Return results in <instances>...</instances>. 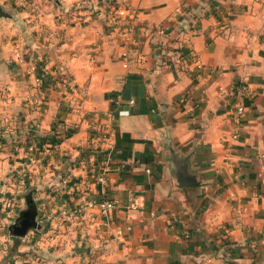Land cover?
I'll return each mask as SVG.
<instances>
[{"label":"crops","instance_id":"obj_1","mask_svg":"<svg viewBox=\"0 0 264 264\" xmlns=\"http://www.w3.org/2000/svg\"><path fill=\"white\" fill-rule=\"evenodd\" d=\"M50 4L31 17L28 57L0 32V201L14 198L21 214L29 190L42 226L6 247L1 239L0 261L9 252L10 264H264V0ZM112 9L136 14L127 45L118 25L128 17L117 24ZM44 68L71 89L41 92ZM242 83L251 94L232 143ZM113 110L129 114L104 141L96 130ZM174 156L201 185L178 184ZM87 200L117 211L102 216Z\"/></svg>","mask_w":264,"mask_h":264},{"label":"built area","instance_id":"obj_2","mask_svg":"<svg viewBox=\"0 0 264 264\" xmlns=\"http://www.w3.org/2000/svg\"><path fill=\"white\" fill-rule=\"evenodd\" d=\"M122 17H128V22L126 21L120 23ZM110 19L115 21L118 25L119 37L123 41L125 45L131 40V36L134 32V21L136 19L135 12H129L127 9H112L110 13ZM126 57V56H125ZM197 71L200 74H204L206 72V68L202 65L199 61L197 62ZM35 85L40 89L41 92L49 88L54 82L58 83L62 89L69 90L71 89L70 83L64 79V75L60 69L56 68H44L42 69L39 74H37L34 78ZM237 95L239 100L232 103L229 108V113L231 116L232 121V131L228 137V140L232 143H237L240 141L241 132L243 128L244 117L247 113V107L245 105V98L249 97L251 94V89L248 84L242 83L238 86ZM43 94V93H42ZM44 95V94H43ZM129 114L128 111H110L106 115L107 123L104 127H100L99 130L97 129L98 136L102 140H107L109 135L112 133V126L111 123L115 119L116 116H124ZM68 132V130H65ZM58 143H55L53 147L56 149L58 147ZM33 147L28 148L31 152L33 151ZM96 172V180L99 183H105L106 181V170H102L99 173ZM6 208L9 209L10 212L14 209V203L12 200H8L5 204ZM86 208H98L99 214L102 216H106L111 212L117 211V205L112 200H102V201H95V200H87L85 204ZM83 210L81 209L80 212ZM66 216L67 213L63 212Z\"/></svg>","mask_w":264,"mask_h":264},{"label":"rangeland","instance_id":"obj_3","mask_svg":"<svg viewBox=\"0 0 264 264\" xmlns=\"http://www.w3.org/2000/svg\"><path fill=\"white\" fill-rule=\"evenodd\" d=\"M51 1L52 0H5V4H2V0H0V5L4 6L6 11H8L12 15V17H15V14L16 15L25 14L24 20H25L26 26L22 25V23H16V22L9 21L12 18L0 19L1 20L0 22H2V20H3V22L0 25V32L3 36L5 35L10 39L9 42H13V46H12L13 50L11 49L12 52L14 50L15 51L16 50H22L25 54L24 57H28L30 55V52L28 51L29 49L27 48V44H32V41L34 40V38L37 37V34L33 28L35 26V23H34L35 21L31 17L34 16V14L38 10V8H40V10H44L46 8L47 4L48 3L50 4ZM46 10H47V8H46ZM28 40L30 43H27ZM23 43H24V45H23ZM54 85L60 86L56 82H54L53 86ZM56 86H54V87H56ZM56 88L58 89V87H56ZM65 133L69 134V132H65ZM55 143H58V145H59L56 149L53 147V145ZM59 147H60V140L58 139L50 145V151L49 152L55 153L59 150ZM33 151H34V149H33ZM33 151L30 152L28 150V154H32ZM27 193H28L27 195H31V197L35 201L32 192H30L28 190ZM26 198H27V196H26ZM26 198H25V200H26ZM8 200H12L14 203V209L12 212H10L9 209H7L5 206V204ZM35 203H36V201H35ZM26 209H27V203L25 202L23 210H26ZM37 211H38V204H37ZM18 212H19V210L17 207H15L14 198H8L4 201H0V240L3 239V241H4V244L2 242H0V244L2 243V246L4 245V247H6L8 240L11 241V238H14L17 240L21 239V238L28 237V236H29V238H34L35 236H37L38 230L42 229V226L38 223L37 218H36V222L38 224L37 228L29 229L26 236H24V237L13 236L11 234L10 227L13 224H15L16 220L19 218L20 213H18ZM17 214H18V217H16ZM8 254H10V253L9 252L6 253L4 258L0 261V264H10L13 262L14 257H12V256L7 257Z\"/></svg>","mask_w":264,"mask_h":264},{"label":"water","instance_id":"obj_4","mask_svg":"<svg viewBox=\"0 0 264 264\" xmlns=\"http://www.w3.org/2000/svg\"><path fill=\"white\" fill-rule=\"evenodd\" d=\"M2 18H13L12 15L6 11L4 6L0 5V19ZM176 171L175 175L177 182L180 186L191 187L199 186L202 181L198 179L197 174H193L189 170V165L186 161H181L174 156ZM27 209L23 210L19 218L16 220L15 224L10 227L11 234L13 236H26L29 229L37 228L38 224L36 222V217L38 215L37 204L31 197L27 195L26 198Z\"/></svg>","mask_w":264,"mask_h":264}]
</instances>
